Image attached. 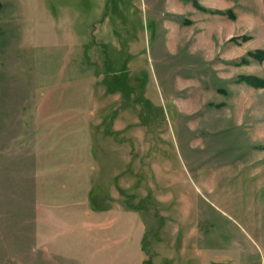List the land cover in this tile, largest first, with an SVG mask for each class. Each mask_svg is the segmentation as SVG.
Returning a JSON list of instances; mask_svg holds the SVG:
<instances>
[{"label":"rangeland","instance_id":"obj_1","mask_svg":"<svg viewBox=\"0 0 264 264\" xmlns=\"http://www.w3.org/2000/svg\"><path fill=\"white\" fill-rule=\"evenodd\" d=\"M198 1L0 0V264L42 262L66 151L115 175L93 187L147 222L145 264H264V0Z\"/></svg>","mask_w":264,"mask_h":264},{"label":"crops","instance_id":"obj_2","mask_svg":"<svg viewBox=\"0 0 264 264\" xmlns=\"http://www.w3.org/2000/svg\"><path fill=\"white\" fill-rule=\"evenodd\" d=\"M87 147L86 160L93 163V145ZM78 156L81 153L76 151L62 152L50 177L44 173L37 180L35 226L42 260L38 264H145L147 222L139 211L125 210L117 187H93L97 180L115 179V175L106 179L108 174L97 171L61 173L60 161L69 164ZM74 179L77 184L73 188Z\"/></svg>","mask_w":264,"mask_h":264},{"label":"trees","instance_id":"obj_3","mask_svg":"<svg viewBox=\"0 0 264 264\" xmlns=\"http://www.w3.org/2000/svg\"><path fill=\"white\" fill-rule=\"evenodd\" d=\"M194 4L196 7L198 8H203L198 0H193ZM254 56L260 60L264 59V50L258 51L254 54ZM245 81L248 82L249 84L255 85V86H262L264 85V80L263 79H259L257 77L254 76H248V77H244Z\"/></svg>","mask_w":264,"mask_h":264}]
</instances>
